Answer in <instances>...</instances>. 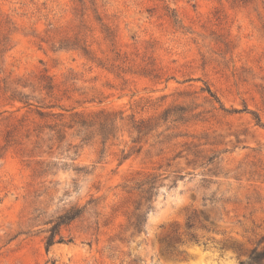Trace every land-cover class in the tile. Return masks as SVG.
Segmentation results:
<instances>
[{
    "label": "rangeland",
    "instance_id": "obj_1",
    "mask_svg": "<svg viewBox=\"0 0 264 264\" xmlns=\"http://www.w3.org/2000/svg\"><path fill=\"white\" fill-rule=\"evenodd\" d=\"M103 109L124 119L106 144L68 128ZM143 119L158 124L149 136L132 128ZM56 123L60 143L45 127ZM150 173L146 202L135 187ZM71 207L82 214L47 250ZM254 248L264 0H0V264H244Z\"/></svg>",
    "mask_w": 264,
    "mask_h": 264
},
{
    "label": "trees",
    "instance_id": "obj_2",
    "mask_svg": "<svg viewBox=\"0 0 264 264\" xmlns=\"http://www.w3.org/2000/svg\"><path fill=\"white\" fill-rule=\"evenodd\" d=\"M83 51L86 55H90V51L87 47H83ZM45 84L43 85V89L52 90L54 88V83L52 78L50 77H43ZM20 98L26 105L33 106V100L28 95H24ZM37 112L41 117H45L48 115H52L55 117H60L62 114L60 113H48L43 110V108H52L53 105L50 106H42L36 105ZM171 113V109L165 111L163 119L166 121L169 118ZM181 118V117H179ZM123 117H120L119 112L110 111V110H100L96 113L94 117L86 115L84 113L76 112L73 114V118L71 119L68 128L69 129H76L77 135L82 137V141L87 143L89 142L92 137L96 135L102 138L104 144L109 140L111 136L116 135L117 129L119 128V122H121ZM46 128H49L51 131L54 132L53 138L56 139L59 143L62 142L66 138V132L62 127H59V124H46ZM158 124H152L151 119L148 120H140L136 123H133V127L135 131L138 132L139 135L149 136L156 128ZM42 127L40 126L37 133L39 137L42 133ZM138 137L140 138V136ZM50 138V139H53ZM137 142V139L133 140ZM53 148V147H50ZM140 149V148H139ZM42 163H45L43 161ZM50 162L46 163V166H49ZM79 171L83 170L81 168L78 169ZM159 178L158 175L155 173L148 174L143 180L137 183V189H139L142 193V199H145L146 202H150L154 195L156 194V190L158 188L157 182ZM139 206V207H138ZM137 206V210L133 213L132 217L130 218V225L134 228L135 232L142 233L144 230V226L146 223V215L147 212H143L141 210V203ZM152 207L151 204L148 205V209ZM82 214V208L79 207H71L70 209L66 210L64 213L57 216L55 220H53L52 226L48 230L49 235L46 238V247L47 250L50 249L52 245H54L56 241V236L59 234L60 229L62 226L71 223L73 220L78 218ZM244 264H264V249L254 248L250 254V257L247 262Z\"/></svg>",
    "mask_w": 264,
    "mask_h": 264
}]
</instances>
